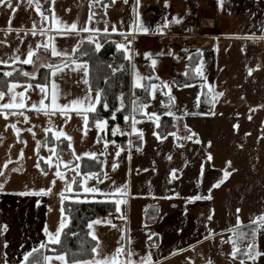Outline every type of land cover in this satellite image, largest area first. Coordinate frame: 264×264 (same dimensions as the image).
<instances>
[{"label": "crops", "instance_id": "1", "mask_svg": "<svg viewBox=\"0 0 264 264\" xmlns=\"http://www.w3.org/2000/svg\"><path fill=\"white\" fill-rule=\"evenodd\" d=\"M45 1L32 0L29 4L27 0H21L15 13L0 6V40L7 41L0 44V59L10 60L11 57L20 55L23 60L29 44L35 49L37 41L43 44L47 42L49 36L53 38L58 50L68 52L76 46L78 40L82 41L79 47L89 42L84 39L90 35L86 32L58 35L57 30L51 28L54 10L55 16L60 21L68 24L76 21L78 28L88 26L103 29L107 21L109 35H105L102 31L93 34L99 42L110 38L119 43L125 42V38L132 39L135 36L132 44L126 45L130 49L128 55L131 59L139 57L145 62V67L150 68L155 56L160 59L162 73L167 77H174V71L185 74L189 59L187 55L190 52L199 55L197 64L203 61V78L198 76L194 69L196 76L193 81L176 86L177 92L182 90L181 92L184 93L186 90V96L184 100L175 98L170 106L175 119L166 114L169 111L157 112L159 116V127H157L156 123L144 115V112L150 113L147 109L135 114L137 127L143 130V142L137 134L129 135L130 120L120 126L126 133L124 142L116 140L109 128L106 132L100 133L101 137L114 139L124 151L117 157L115 146L109 144L107 155L99 157L100 161L104 162L102 173L106 172L108 179H104L102 174L99 175V179L103 182L98 186L109 189L113 186V181L115 186L127 182L128 195L117 196L126 201L121 204L117 219L98 218L101 223L93 224L92 229H89V232H93L97 237L95 247L99 241V255L101 257L105 254L110 255L118 245H123L121 259H126L127 252L131 250L136 254L133 256L134 260H139L150 252L152 260L158 264H206L208 260H211L212 264H240L239 259H233L229 255L232 249V241L229 238L235 239L234 232L230 229L247 232L250 235L249 222L264 213V0H211L210 2L190 0L187 8L181 5L185 0H168L167 6L164 0H153V2L139 0V5L137 0H127L126 3L124 0H115V3H112L110 0L102 5L101 12L96 10V6L104 0H100L99 4L95 2L90 4L89 0H54V2L51 0L49 13L43 8ZM37 2L48 20H42L35 11ZM104 5H107V8ZM90 10L95 15L89 23ZM190 14H194L203 25L204 36L201 38L200 47L195 49L158 42L154 36L158 33L155 31L157 24L164 26V21L167 19L169 21L167 26H172L177 23L172 22L173 17L180 22ZM10 16L12 30L8 31ZM34 22L36 36L30 31ZM42 24L44 35H41L40 31ZM140 24L148 27L150 31L137 32L136 29ZM113 25L117 27V33L110 32ZM129 28L133 31L128 32ZM16 29H20L18 34ZM120 32H123V35ZM161 49L172 51L171 54H160ZM197 49L200 50L199 54ZM146 52L150 53V56H145ZM71 58L52 56L50 48L45 50L41 47L34 52L32 57L34 63L28 64L32 65L29 73L37 74L49 60L68 63ZM13 65L27 64L19 61L15 64L10 62L9 65L0 64L5 67ZM60 65L61 63L57 66ZM88 66L90 82L89 63ZM74 67L69 64L68 68L62 69L55 77L49 75V97L52 79H55L62 93H68L66 97L61 95L60 103L85 94L88 85L83 82V73L74 70ZM249 68L253 69L251 73L248 71ZM12 82H18L16 91H25L28 83L33 86L42 83ZM131 86L135 100L139 96L133 95L136 88ZM95 91L92 89L93 97ZM207 92L211 93L208 100L204 99ZM221 92L223 95H216ZM25 96L26 105L38 102L41 98L39 91L32 89H28ZM8 98L5 97V100ZM134 100L130 102V113ZM48 102L49 100H46V103ZM146 102L138 101V103ZM25 112L30 117L31 123L23 122V117L9 116L7 120L0 117V139L3 141L0 143V166L7 161L3 174H0V183L4 184V191H0V264H3L5 252H7L8 264H19L23 259V252L38 246L41 241L47 242L48 237L43 229L47 226L49 231H55L62 216L61 208H63L66 228L70 223V216L65 209L66 202L101 201L99 197L96 200H85L84 194L79 189H75L73 182L74 191H66L65 196L79 195L81 199H65L61 204V198L57 194L65 187V182L59 178L56 179L49 195H19L26 188H48L55 170V164L50 169L44 161H40L41 167L49 173L44 176L34 167L38 162L35 140L32 134L26 131L33 124L37 125L34 128L36 139L43 141L46 138L48 142V147L41 145L39 149L41 156L51 155L55 161L58 155L60 160L72 162L68 165L70 171H65L64 164L60 165V170L68 181L76 175L71 169L77 163L80 164L81 174L97 172L82 169L84 159L94 158L81 157L80 161H77L73 149L77 155L85 151L99 154L104 150L103 139L97 142V130L94 121L91 122V113L88 114L90 126L85 136L82 131L83 119L75 112L70 113L71 119L67 124L64 123L65 118L57 113L51 117L52 125L48 124V118L43 114L37 117L30 108H26ZM164 116L171 117L173 124L170 129L162 131L160 121ZM6 123H15L18 128L25 131L20 133L18 139L10 126L5 128ZM185 124L196 134L192 140L182 139L189 135ZM61 126L72 137V149L68 147L66 137H61L60 143L66 142L67 148L60 154L56 144L55 153H52L49 151L52 145L49 138L52 137V133L50 131L45 137L43 128L52 127L58 130ZM154 131L163 139L154 136ZM171 133L176 135L173 136ZM129 140L132 141V146H129ZM23 141L27 142L26 145ZM10 144L11 149L8 147ZM21 148L24 149V156L17 159ZM209 153L212 156L211 160L206 159ZM113 160L118 165L115 169L111 167ZM229 161L230 164L227 163ZM13 168L23 170L14 172L11 171ZM172 169H176L174 178L169 176ZM233 169L235 171H232ZM222 170L228 171L229 177L219 187L212 188L209 192L210 186L222 177ZM77 178L81 179V176H76ZM94 184L96 178L88 180V185ZM174 192L180 195H172ZM196 194L211 198L186 203L187 197ZM237 209L240 211L237 212ZM209 215L212 217L210 220ZM237 216L240 218L239 226ZM95 220L97 219L92 221ZM106 220L111 223H104ZM209 229L213 232L211 236L208 233ZM5 241H7L6 248ZM249 242L248 239L239 240L238 248L243 250ZM189 245L194 247L190 248ZM257 247L264 253V232L258 233ZM175 249H183V251L177 252L174 251ZM58 254H48L53 257L48 264H60L54 259ZM245 264H264V255L257 257L255 262L246 259Z\"/></svg>", "mask_w": 264, "mask_h": 264}, {"label": "snow or ice", "instance_id": "2", "mask_svg": "<svg viewBox=\"0 0 264 264\" xmlns=\"http://www.w3.org/2000/svg\"><path fill=\"white\" fill-rule=\"evenodd\" d=\"M54 2V0H53ZM95 2L96 4L100 3V0H89V3H93ZM124 2L126 3L127 0H124ZM21 3V0H15V5H14V0H0V6H3L5 8H7L11 13H15L17 11V8L19 7V4ZM27 3L31 4L32 0H27ZM112 3H115V0H112ZM165 5H168V0H164ZM137 5H139V0H137ZM105 8H107V5H104ZM35 11L41 16L42 20H48V17L45 16L44 12L41 11V7L39 5V3L37 2L35 4ZM106 14V13H105ZM95 15V13H92L90 10V15L88 17V22L90 23L93 19V16ZM10 21H11V16L9 17V28L8 31H11V25H10ZM172 22H179L175 17H173V21ZM169 24V21L167 19H165L164 21V26L162 27L160 24H157L155 31L163 34L164 33V27H167V25ZM43 27L44 25H41V35H44L43 32ZM51 28L52 29H56L57 30V34L58 35H71V34H75L77 32H86V33H90V35H88L87 37H85L84 39H87L89 42L94 43L95 44V50L99 51L100 48L102 47L101 43L99 42V40L96 38L95 35L93 34H98L101 31L105 34V35H109V28H108V22L105 21V27L103 29H98L95 27H81L78 28L77 22L73 21L71 24H68L66 22L60 21L58 17L55 16L54 14V10H53V15H52V19H51ZM36 29V24L35 22L33 23V29L30 30L32 32L33 36H36L37 31ZM20 29H16L17 34L19 33ZM133 29L129 28L128 32H132ZM137 32H143V33H148L150 31V29L148 27H145L143 24H140L137 29ZM111 33H117L118 29L115 25H113L110 29ZM7 34V33H5ZM121 35H123V32H120ZM135 39V36L132 37V39H127L125 38V42H119L116 43V48L122 49L124 54H125V59H131V57L128 55L130 49L126 46V45H131L132 44V40ZM3 43H7V41L4 40H0V44ZM82 43V41H77L76 46H73L71 48V51H64V50H58V48L55 45V42L53 40V38L51 36L48 37L47 42L41 44L40 41L36 42V48L34 49L32 47L31 44L28 45L27 48V54L26 57L21 60L20 55H15L13 57L9 59H0V64L2 65H9V63H13L15 64L17 61H19L22 64H32L34 63V61L32 60V57L34 56V52L36 49H39L41 47H43L45 50H48L50 48L51 51V55L52 56H60V57H72L68 63H64L63 61H61V65L57 66V65H53L51 63L44 65V67H47L51 70L50 75L52 77H55L56 74L58 72H61L62 69L68 68L69 64L74 65V70L76 71H80L83 73V82L85 85H88L87 90L85 92V94L81 97L78 96L76 98H72L70 100H67L64 103H60V97L61 95L63 96H68V93H62L58 84L56 83L55 79L51 80L50 83V97H49V84L48 83H37L35 86H33V84L28 83L27 87L25 88V91H16L18 85V82H11L9 81L7 84V91L4 90H0V117H3L5 120L8 119L9 116H16V117H23V122L26 123H31L30 117L26 114L25 109L26 108H30L32 110H34L35 114L37 117H39L41 114H43L45 117L48 118V124L52 125V116H55L57 113H59V115L61 117H64V123L67 124L69 119H71L70 113L71 112H75V114L77 116L82 117L83 119V133L86 136L87 135V129L89 128L90 124H89V113L93 114V120H94V127L97 130V135H98V140L97 142H99L100 139H103V151H101L99 154L94 152V151H85L79 155H77L75 153V150L73 149V155L75 156L77 161H80L81 157H90V158H94L97 160V162L100 164L101 169L104 166V162L100 161L99 157L100 156H106L107 155V149L109 144L115 146V156H119L120 153L122 151H124V149L116 144V141L113 140H108L107 138L101 137L100 133L102 132H106L109 128V121L108 119L105 118H101L100 117V111L97 108V105H101L102 108L105 111L110 110L111 111V118L112 120H115L117 117V113L120 112L122 109H124L125 105L123 102V93H121V98H120V105L119 107H112L110 109V105L108 104L106 98H104L102 96V90H100L99 88L96 89L95 91V96L93 97L92 95V88L89 82V66H88V61L87 60H80L78 61L74 54L79 50V45ZM187 51V50H185ZM197 53H200V50L197 49L196 50ZM81 55H86V53H81ZM145 56H150V53H145ZM189 58H190V54H189ZM152 65L155 66L157 61L155 59H152L151 61ZM123 67V66H121ZM259 67V66H257ZM186 69H187V65H186ZM203 69V61H201L200 64L196 65L195 68V72L198 76L200 77H204V73L202 71ZM115 71V69H114ZM249 73H251L253 71L252 68L248 69ZM22 75L28 77L31 76L33 78H35L36 73H28L26 71L21 70ZM187 74V72H185V75ZM13 75L12 71H4L3 72V76L4 77H11ZM46 81L48 79V77H45ZM157 80H159V77H156ZM206 79V78H205ZM147 81V83H141V81ZM153 80L152 76H146V77H142L140 76L138 73L135 74L134 77V83H133V88H140L143 89L144 92L148 93L149 96H153L154 98V91L157 90L158 88L162 89H168L169 91L164 93L165 95L168 96L169 102L171 103L172 101H174V97L171 95V89L170 86L168 85L167 82L164 81H160V84H156V83H151V81ZM182 86H188V85H182ZM209 88L211 89V85L209 86ZM28 89H32L33 91L38 90L41 98L39 99L38 102H31L29 104L26 105L25 100H26V96H25V92ZM133 95L135 96V93L133 92ZM216 95H223V93H216ZM5 97H9L7 100H5ZM197 99L199 100V97H197ZM46 100H49L48 103H46ZM140 100L139 97H136L135 100L133 101V107H132V112L124 115L123 119L124 121L127 122L130 120L131 121V133H129V135L131 134H137L139 139L141 140V142H143V130L141 128L137 127V119H136V113L137 112H143V110L147 107L146 103H138V101ZM151 101L149 100L148 103H150ZM163 103V101H162ZM169 116H173V118L175 119L174 114L169 111L166 113ZM144 115L147 116V118L149 120H152L154 123L157 124V127H159L158 124V120H159V116L156 112H151V113H147L144 112ZM11 127L13 132L16 133L17 138H20V133L22 131H25V129H20L17 127V125L15 123H11L5 124V128L7 127ZM37 127V125L33 124L31 127H28L26 129L27 132L32 134L33 139L35 140V154L37 157V163L34 165L35 168L39 169L41 174L44 176L49 175L48 172L44 171V169L41 167V163L40 161H44L47 166L51 169L53 167V165L55 164V170L53 172L51 181H50V186L48 188L45 187H40L39 189H25L24 192H20L19 195H25V194H30V195H36V196H46L49 195L52 192V186L55 185L56 183V179L59 178L61 181L65 182V187L63 189H61V191L57 194L60 196L61 198V204H63V201L65 199H75V200H80L81 197L79 195H76L74 197L72 196H65V192H73V182L78 183L79 185V191L82 192L84 194L83 198L85 200L87 199H92V200H96L97 197H99L101 199V201H106V200H112L114 201L115 204V210L116 212H120L121 208V204L125 203L126 201L124 199L121 198H117V196L119 197H126L128 195V183L125 182L119 186H115V182H112V187L109 189H102L101 187H99L98 185L100 183H102L103 181H101L99 179V175L97 172H87V173H80V164L77 163L75 165H73L71 170H74L76 175L72 176L71 181L66 180L64 173L60 170V165L64 164L65 165V171H70V169L68 168V165H70L72 162L71 161H62L60 160L59 156L57 155V158L55 161H53L52 156H41L40 153V147L43 144V146L48 147V142L47 139L45 138L43 141L36 139V133L34 131V128ZM234 127H236L234 125ZM185 128L186 130L189 131V135L186 137H182V139H187V140H192L196 134L194 132H192L190 129H188V125L185 124ZM51 131L52 133V137H54V139L56 141H59L61 137H66L67 141H68V147L70 149H72V137L70 135H68L64 130L63 127L61 126L60 129L58 130H54L52 127H44L43 128V132L45 133V137H47V134ZM111 134L112 136H116L117 134L119 135H125V130L122 129L120 127L119 124H115L111 126ZM153 135L156 136L158 139H163V137L156 131L153 132ZM171 135L175 136V133H171ZM83 139V136L81 137ZM2 139H0V143H2ZM197 142H199V140L197 139ZM23 143L26 145V141H23ZM211 142L209 141V144ZM129 146H132V141L129 140L128 141ZM9 149H11L12 145L10 144ZM56 150V144L53 143L51 145V147L49 148V151L52 153H55ZM137 150L139 151V148H137ZM24 156V149L21 148L19 150V155L17 156V159H20ZM207 160H211L212 156L209 153L208 156L206 157ZM227 163H231L230 161ZM7 165V161L5 162V164L3 166H0V174H3L4 168ZM117 163L115 162V160H113L111 167L112 169H115L117 167ZM203 168V165L201 166ZM23 169L21 168H13L11 169V171L14 172H19L22 171ZM232 171H235V169H233ZM176 172V169H172L171 172L169 173L170 177L174 178V174ZM223 175L221 178H218L209 188V192H211L212 188L215 187H219V185L226 180L230 173L226 170H222ZM102 175L104 176V179H108V174L106 172H103ZM76 176H81V179H79L78 181L76 180ZM92 178H96V184L94 185H88V180L92 179ZM0 191H4V184L0 183ZM172 195L174 196H179L180 194L178 192H174ZM210 196H201L199 194L196 195H192L186 198V203L188 201H195L198 199H210ZM37 203H39V201H37ZM237 212H239L240 210L237 209ZM61 219L59 221V225L56 227L54 232L49 231V229L47 228V226H45V228L43 229V231L45 232L46 236L48 237V241L44 242L41 241L40 244L34 248H32L29 251H25L23 252V259H21L19 261V264H40L39 261L35 260V259H30V257L33 256V253L37 252L39 250V248H44L47 246L48 243H52V244H59L60 243V236H61V232L62 230L65 228L66 225V220L63 217V208H61ZM212 217L211 215H209L208 219L210 220ZM237 220V225H240V218L239 216H237L236 218ZM258 222V223H257ZM101 223V221L99 219L95 220V221H90L89 224L87 225L89 229H92L93 224H99ZM104 223H111L110 221H104ZM250 225V235L247 232H237L236 229H230L231 231L234 232V236L235 239L233 238H229L230 241H232V249H231V253H229L230 257L233 259H239L240 260V264H245V260H252L253 262H255V260L257 259V257L264 255V253L260 252L258 250L257 247V236L258 233L264 232V213L260 214L259 216H257L254 220L249 222ZM115 227V225H113ZM209 236L213 235V232L211 229L208 230ZM73 235H75V233H73ZM89 235L92 236V238L94 240H97V237L94 235L93 232H89ZM152 235H156L155 233H152ZM208 237H205V239H207ZM221 239L223 240V237H221ZM241 239H248L250 240V242L248 244H246L243 248V250H241L240 248H238V243L239 240ZM149 240H151V236H149ZM197 243H199V241H197ZM154 247V245H152ZM4 247H7V241L4 242ZM21 247H23L21 245ZM190 248H193V245H189ZM99 249V241H97V246L93 247L91 249V252L94 254L90 259L87 260H81V259H73L71 262L68 261V259L66 258V253L61 252L58 255H56L54 257V259L56 261H59L60 264H158V262H154L152 260V254L146 253L144 256L140 257L139 260H134L133 256H135L136 254L134 252H132L131 250H129L127 252V258L126 259H121L122 255H123V245H118L116 247V249L109 255V254H105L102 257L99 255L98 252ZM53 251H55V249H53ZM174 251H183V249H175ZM4 259H3V264H8V259H7V252H5L3 254ZM53 257L49 256V255H44L43 256V261L45 262V264H48V262L52 261ZM206 264H212L211 260L206 261Z\"/></svg>", "mask_w": 264, "mask_h": 264}, {"label": "trees", "instance_id": "3", "mask_svg": "<svg viewBox=\"0 0 264 264\" xmlns=\"http://www.w3.org/2000/svg\"><path fill=\"white\" fill-rule=\"evenodd\" d=\"M110 0H104L101 4L96 6V10H102V5ZM51 0H46L44 3V10L50 12ZM101 14V13H100ZM102 15V14H101ZM101 15L99 17H101ZM102 47L99 51L95 50V44L88 42L83 43L79 50L75 54V58L78 60H87L90 65V85L91 88L96 90L99 88L102 90V96L106 98L110 109L112 107H119L121 93L124 97L129 99V95L132 92L131 78V60L125 59V54L122 49L116 48V42L112 39H105L100 42ZM86 53V55H81ZM199 61V55L193 54L192 59L187 61V74L173 72L176 82L178 84H184L191 82L195 79L194 69ZM61 63V61H60ZM59 63V64H60ZM58 65V64H56ZM123 66V67H121ZM32 65H13L9 67L0 66V90H6L9 81H31L49 83L50 69L47 67L41 68L36 74L35 78L31 76L22 75L21 70L29 73ZM115 69V71H114ZM4 71H12L11 77H4ZM48 77L47 81L45 77ZM147 83V82H146ZM135 96H139L142 102L149 100L148 93L143 89L136 88ZM205 98V96H204ZM128 101V100H127ZM124 109L117 113L115 120L111 118V111H105L101 105L97 108L100 111L101 118H107L109 121V129L111 126L118 123L120 126L126 123L123 119L124 115L128 114L129 101L126 102ZM93 114L91 113V122L93 123ZM160 128L162 131L170 129L173 124L171 117L164 116L161 119ZM116 140L124 142L125 135L120 136L117 134L114 136ZM51 144H57L58 151L61 154L63 150L67 148L66 142L60 143L55 141L52 137L49 138ZM82 169L95 170L102 174L100 164L96 159H84L82 162ZM77 181L79 178L76 179ZM75 189H79L78 183H75ZM65 209L70 216V223L64 229L59 244H47L44 248L33 253L30 259H35L40 264H45L43 256L48 254H57L64 252L69 261L73 259H86L93 256L91 249L95 247L96 241L89 235L88 224L90 221L98 218L106 219L111 217L117 219L119 217L118 212L115 210V204L111 201H68L65 203ZM75 233V235H73ZM55 249V251H53Z\"/></svg>", "mask_w": 264, "mask_h": 264}, {"label": "rangeland", "instance_id": "4", "mask_svg": "<svg viewBox=\"0 0 264 264\" xmlns=\"http://www.w3.org/2000/svg\"><path fill=\"white\" fill-rule=\"evenodd\" d=\"M204 1L210 2L211 0H204ZM151 2H153V0H151ZM190 2H191L190 0L182 1L181 5L184 6L185 8H187V5H189ZM171 51H172L171 49H167L165 51H163V49H161L159 51V53L160 54H165V53L171 54ZM189 54H190V58H189ZM189 54L187 55V57L189 59H192L193 53L190 52ZM153 57H154L153 59H155L157 61V63L155 66L151 65L150 68L149 67L146 68L145 62L143 61V59H141L139 57L131 59V69H132L131 85H133V83H134V77H135L136 73H138L142 77L152 76L153 80L151 81V83H156L159 85L160 81L167 82L168 85L170 86V89H171V95L174 98H177L178 100L179 99L184 100V98L186 96V90L184 93L181 92L182 90L177 92L176 86L179 87V84L175 81L173 76L170 75L171 77H167L165 74L162 73V66H161L160 59L155 57V56H153ZM195 76H196V74H195ZM156 77H159V80H157ZM146 82L147 81H144V80L141 81V83H146ZM168 91H169L168 89H162L161 90L160 88L155 90L154 91V98H153V96H149V100L151 102L148 103L149 100L146 102L147 107L145 109H147L150 113L151 112L157 113V112H160L162 110L171 111L170 106L172 105V103L174 101H172L170 103L168 96L164 94ZM210 96H211V93L207 92L204 99L208 100V99H210ZM122 99H123L124 105H127L126 102L129 101V103H128L129 104L128 114H129L130 110H131V103L130 102H132V100H134V97L132 96V92L129 95V99H127L128 101L126 100V98L124 96L122 97ZM162 101H163V103H162ZM116 124H118V123H116Z\"/></svg>", "mask_w": 264, "mask_h": 264}, {"label": "built area", "instance_id": "5", "mask_svg": "<svg viewBox=\"0 0 264 264\" xmlns=\"http://www.w3.org/2000/svg\"><path fill=\"white\" fill-rule=\"evenodd\" d=\"M154 36L161 43L196 49L200 47L201 38L204 36L203 25L194 14H190L182 21L164 27L163 34L157 33Z\"/></svg>", "mask_w": 264, "mask_h": 264}, {"label": "water", "instance_id": "6", "mask_svg": "<svg viewBox=\"0 0 264 264\" xmlns=\"http://www.w3.org/2000/svg\"><path fill=\"white\" fill-rule=\"evenodd\" d=\"M49 63H51V64H53V65H56V64H59L60 63V61H56V60H49L48 61V64Z\"/></svg>", "mask_w": 264, "mask_h": 264}]
</instances>
